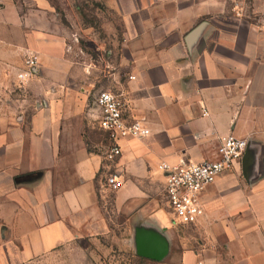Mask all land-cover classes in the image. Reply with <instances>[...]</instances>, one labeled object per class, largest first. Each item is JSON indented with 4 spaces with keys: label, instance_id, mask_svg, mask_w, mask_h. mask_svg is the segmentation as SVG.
<instances>
[{
    "label": "crops",
    "instance_id": "0c3cea01",
    "mask_svg": "<svg viewBox=\"0 0 264 264\" xmlns=\"http://www.w3.org/2000/svg\"><path fill=\"white\" fill-rule=\"evenodd\" d=\"M31 1L36 29L12 43L10 20L11 35L24 37L21 18L12 0H0V93L14 58L27 52L22 69L26 56L38 58L30 77L38 102L27 127L6 123L0 131V264L6 243L19 245L16 258L27 261L104 233L107 172L123 181L112 197L124 225L170 235L157 166L212 161L228 135L246 140L242 159L201 193L197 240L160 259L264 264V0H237L239 17L232 0H92L121 28L118 55L98 64L78 61L82 49L62 44L57 23L46 27L54 16L48 0ZM93 80L122 94L130 118L150 130L144 139H119L122 154L111 164L103 160L108 135L87 100Z\"/></svg>",
    "mask_w": 264,
    "mask_h": 264
},
{
    "label": "rangeland",
    "instance_id": "374dc122",
    "mask_svg": "<svg viewBox=\"0 0 264 264\" xmlns=\"http://www.w3.org/2000/svg\"><path fill=\"white\" fill-rule=\"evenodd\" d=\"M48 1L54 16L50 15L52 20L46 21V27H49V23L50 25L57 23V37L62 41V44H75L82 49L77 52L76 59L78 61L87 60L98 64L108 62L118 55V52L115 53V51L121 41V28L117 20H113V17L102 6L92 0ZM12 2L13 8L21 18V25L18 26V29H21L24 37L11 35L17 31V26L10 20L9 42L26 41L32 37V31L36 29V17L34 16L36 8L31 0H12ZM2 8L3 6L0 5V9ZM5 10L9 16L14 12L12 8ZM87 27L91 28L90 33L86 31ZM26 53V51L22 53L20 58H14L12 63L10 62L7 66L5 83L2 85L0 93V131L6 123L9 128L17 123H23L24 127H27L28 119L38 102L36 100L38 97L34 95L35 80H32L33 77L23 84L17 80V74L23 70V56ZM100 83L93 80L94 88L91 89L87 99L90 101L89 103H92L93 96L97 92L105 90ZM37 93L36 90V95ZM108 173L102 176V185L106 190L103 197L99 198V206L107 219L104 233L100 232L93 238H81L72 244L57 248L47 255L27 261H18L16 258L19 245L15 242L6 243L1 246L5 249L7 257V260L4 261L5 264H166V260L154 261L138 255L136 241L141 230L135 231L133 228H128L126 224L124 225V217L115 215L113 192L108 190L105 185V176ZM171 220L170 235H168L169 233L164 234L163 231L160 232L156 228L147 231L164 240V255L168 252H179V245L186 243L190 246L198 238V230L195 225H181L173 219L172 215ZM5 238L4 240L8 241L9 237Z\"/></svg>",
    "mask_w": 264,
    "mask_h": 264
},
{
    "label": "built area",
    "instance_id": "2783aa9c",
    "mask_svg": "<svg viewBox=\"0 0 264 264\" xmlns=\"http://www.w3.org/2000/svg\"><path fill=\"white\" fill-rule=\"evenodd\" d=\"M232 11L237 17L241 8L237 0H232ZM25 68L17 74V80L23 84L34 74L38 65L35 55L26 56ZM90 110L95 113L97 129L108 135L109 143L103 152V160L116 162L121 154L118 140L126 137L144 139L150 136V130L141 121L130 118L124 96L111 91H100L94 96ZM206 115V112H203ZM247 142L232 135L220 139L215 159L201 163L180 160L175 164L160 163L157 168L165 179L164 197L173 219L181 225H194L203 216L201 193L213 184L222 174L231 171L246 150ZM117 172L105 176V185L111 192L122 186Z\"/></svg>",
    "mask_w": 264,
    "mask_h": 264
},
{
    "label": "water",
    "instance_id": "95a60500",
    "mask_svg": "<svg viewBox=\"0 0 264 264\" xmlns=\"http://www.w3.org/2000/svg\"><path fill=\"white\" fill-rule=\"evenodd\" d=\"M245 160V157L244 159ZM137 253L139 256L150 259L158 260L164 254L165 245L163 240L153 234L138 233Z\"/></svg>",
    "mask_w": 264,
    "mask_h": 264
},
{
    "label": "trees",
    "instance_id": "16d2710c",
    "mask_svg": "<svg viewBox=\"0 0 264 264\" xmlns=\"http://www.w3.org/2000/svg\"><path fill=\"white\" fill-rule=\"evenodd\" d=\"M141 257V256H140Z\"/></svg>",
    "mask_w": 264,
    "mask_h": 264
}]
</instances>
